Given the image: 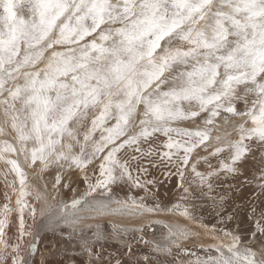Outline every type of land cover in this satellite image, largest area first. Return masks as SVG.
Instances as JSON below:
<instances>
[{
	"label": "snow or ice",
	"instance_id": "1",
	"mask_svg": "<svg viewBox=\"0 0 264 264\" xmlns=\"http://www.w3.org/2000/svg\"><path fill=\"white\" fill-rule=\"evenodd\" d=\"M0 105L30 167L39 161L41 171L55 165L83 174V193L71 203L50 206L37 224L41 195L18 161L6 155L16 154V148L0 144V161L14 173L9 181L6 172L4 183L16 205L10 207L12 196L6 194L0 264L9 256L12 264H32L42 233L51 229L55 235L73 223L69 216L89 198L110 195L112 185L123 183L151 193L157 181L147 178L149 166L174 169L166 174L177 177L185 194L189 183L211 192L213 177L239 174L237 164L253 145L264 147V0H0ZM222 112L230 114L222 117L225 123L235 122L237 138L210 153L224 154L218 168L201 172L197 165L208 158L193 160V153L202 145L207 150ZM177 121L197 126H173ZM60 184L57 174L54 187ZM143 199L133 198L130 207L145 209ZM222 207H216V223H199L202 231L194 235L208 243L200 246L205 256L190 264H264V211L245 238L239 225L236 233L227 227L233 216L223 215ZM13 211L19 235L9 244L5 228ZM179 214L197 223L187 207ZM169 231L189 238L184 230ZM25 243L27 257L21 254ZM171 243L179 247L176 240ZM87 251L91 257V247ZM143 260L151 264L148 255Z\"/></svg>",
	"mask_w": 264,
	"mask_h": 264
},
{
	"label": "rangeland",
	"instance_id": "2",
	"mask_svg": "<svg viewBox=\"0 0 264 264\" xmlns=\"http://www.w3.org/2000/svg\"><path fill=\"white\" fill-rule=\"evenodd\" d=\"M57 50L60 49L58 48ZM40 66H43V61H41V63L36 67L40 68ZM236 103L238 108L243 107L242 101H237ZM203 115L205 114L202 113L201 116ZM225 116L230 117V114L222 112L221 117H217L215 124L217 125L219 123L220 125H226L225 129H223L224 132L219 131L220 134H226L227 132L225 131H228V133L235 132L233 139H229L230 135H228L229 138L227 137V135L224 136L226 137V140H228V144L237 138V133L235 131V127L233 128V126H235V122L231 121L230 118V122L225 123V120L222 118ZM8 119L9 118L5 116L3 105H0V130H2L0 131V133H4L2 137L8 138L9 141H11L10 143L14 147H17L18 154H22L21 156L24 160V155L20 150V143L17 139V135L12 129ZM196 120L197 124L201 128H203L204 125L200 118L198 117L196 118ZM173 126L194 129L197 125H194L191 121H177ZM223 138H221V140H223ZM163 140L164 138L161 137V141ZM206 143L208 147L209 145L213 146V144H209V141H207ZM224 145L226 144H222L221 146ZM197 150H195L194 152V154L197 153L198 155H196L195 158L205 156L208 158L207 163H205L204 160H201L197 165V169L201 172H208L218 168L220 166L221 160L225 158L224 154H221L218 157L211 156L210 153L212 151L208 153L206 152V154H204L203 151H205V147L203 145L198 147ZM261 157H264V147L253 145V151L249 153V155L246 156L244 160L237 164V167L239 168V174L234 175L221 172L219 174V179L213 177L211 181L213 185L211 192H209L206 185L203 187H197L195 183H189L186 186L189 187L190 194H185L183 192V189L177 187V177L175 175L168 176L166 174L167 172H174V169L166 165H160L158 167L149 166V173L147 178L157 181L154 186H150L152 188L151 193H146L142 188L133 187L130 183H123L119 186L112 185V193L110 195L97 194L96 196L89 198V202L84 206V209L87 210L89 208V212H91L90 216L92 215V220H88L84 225L83 223L81 224V222H79V227L83 228H81L80 231L78 230L77 233H73L74 230L71 229V226L76 227L75 225H66L60 228L62 230H59V233L55 234V236H57L60 240V234L63 235L64 233L69 237L71 236V234H74L66 241L68 244L72 243V245L70 246L65 242L69 248L66 247L64 251L62 249L63 246H60L62 245L60 243H58L57 247L55 244L53 246L52 244L49 245L48 241H46L47 235H50L49 229V231H45L42 234L43 237L44 235H46L44 239L45 242H47V245L41 240L39 242L40 245L43 243L41 246H47L49 248L48 252H46L47 255L45 257H42V254L39 252L38 246L37 252L32 255L33 260L31 259V262L32 264L39 263L43 259V262L45 264L48 260H53L55 258L56 261H53H55L57 264H90V262L91 264H116L117 260L120 261V264H148V262L143 260V257L145 255H148L150 257L151 264H190V261H194L197 256H200L201 258L205 256L203 249L200 247L201 244L204 245V242H201L200 244L199 239H196L195 241L190 240V243L188 245L187 243L189 238L186 240L180 239L179 241L182 242L180 243L179 241H177V244L179 245V247H177L176 245H173L171 243L172 240L176 239L173 238L170 242L167 243L171 251H167L166 255L164 254L162 256L158 254L159 251H156L154 249V246L151 247L152 243L155 246H160V239H165L164 237L169 238L170 231L166 228L172 229L169 228L167 224L169 223V221H173V219H169L168 214L171 215L172 213V216L174 215L176 217H180L182 220L188 222L189 224L185 226L186 230L191 231L193 229L191 227V224L196 225V230H198L200 228L199 223H216V207L219 204H223L221 213L223 215L233 216V219L228 223L227 227L234 233H236L237 225H239V233L244 235L246 238L248 234L254 231L255 219L260 216L261 211H264V188L261 187V185L264 184V179L261 178V174L264 173V162H262ZM24 164L25 166L29 167V164L26 163L25 160ZM209 164H211V168H209ZM90 167L92 166L90 165ZM57 174L61 175V184L60 186L54 187ZM96 174L98 175V168ZM89 175L91 176L92 174L89 173ZM187 175L188 171H186V176ZM27 178H30L29 180L31 182H27L32 186L33 190L35 189V187L33 186V181L35 179L36 187L39 191L47 188V191H49L47 193L48 197L51 199L53 197H56L55 203H57L58 201H64V203L70 201L71 194L73 198H78L85 189L82 173H80L76 169L69 170L67 168H58L55 165L49 167L44 171H41L40 169L36 173L35 178H31L28 175ZM143 178L144 177H142V179ZM95 179L96 176H92V180L94 181ZM73 180L74 183L72 184L71 181ZM189 180L191 181V177H189ZM65 184L69 186L64 187ZM73 188L76 189L75 192L71 190ZM100 191L103 192V190ZM141 197L144 198L143 204L145 205V209L130 207L131 200L133 198L139 202ZM221 197L224 198L223 201H221ZM1 199L4 200L0 194V200ZM28 200L30 203H36L34 200H32L31 197H29ZM214 200L216 202L215 204ZM117 201L121 203H117ZM124 201H128L127 206L123 204ZM177 204L181 206L180 210L169 211L173 208L174 205ZM157 205H159V208L156 207ZM184 207L188 208L189 213L197 221V223H192L187 218L182 217L179 214ZM147 208H152L155 210L149 212L146 210ZM253 208L256 210L255 213H253L252 211ZM121 210L123 211L120 212ZM84 212L85 211H81V209L78 212H75L74 214H76V218L72 221L78 222L80 216H85ZM119 213H125V219L132 218V215L141 217L140 219L142 221L140 219L136 221L134 220L135 224H126L123 222L115 223L109 220L106 216H101L102 214H110L111 216L118 217L120 216L118 215ZM74 214L72 213L71 215L75 216ZM166 214L167 216H164ZM15 216L19 221V216L16 211ZM88 218L90 217H87L86 219ZM175 221L180 222V220L178 219H176ZM136 222H139V224ZM12 224L13 223L11 222L9 226L5 228L4 239L9 244H14L17 242V237L13 236V232L18 231L19 225H17L18 223L16 225ZM154 225H156L157 228ZM133 226L137 228L135 229V227ZM160 235L162 236V238L160 237ZM153 239H155V241H153ZM148 240L152 241V243ZM85 241H87V244L84 243ZM143 241H148L149 243L146 245ZM196 241L197 243H195ZM154 242L157 244H154ZM257 244L258 239L256 242H254L253 246H257ZM88 247H91L93 252V255L91 257L89 256V253L87 251ZM129 249H131V251H129ZM185 250H187L188 252ZM192 253H195V255H191ZM97 255H99L100 259L96 258ZM151 257L155 258L152 260ZM4 263H12L11 256H9Z\"/></svg>",
	"mask_w": 264,
	"mask_h": 264
},
{
	"label": "bare ground",
	"instance_id": "3",
	"mask_svg": "<svg viewBox=\"0 0 264 264\" xmlns=\"http://www.w3.org/2000/svg\"><path fill=\"white\" fill-rule=\"evenodd\" d=\"M41 67V66H40ZM9 120V119H8ZM9 122H10V120H9ZM225 122V121H224ZM10 124H11V122H10ZM2 125H3V123H2ZM7 125H8V123H7ZM235 125V124H234ZM193 127V126H192ZM225 127H226V125L225 124H217L216 125V127L214 128V130L212 131V133H211V139L209 140V144H213V146H210L209 145V147H208V149L207 150H205V151H203L204 152V154H206V152L208 153V152H210V151H213L216 147H221V145L222 144H227V142H228V140H226V137H224L225 135H227V137L229 138V136L228 135H230V138L229 139H233L234 138V135H235V132H231V133H228V131H225V132H227L226 134H220L219 133V131H223L224 132V130L223 129H225ZM235 126H233V128H234ZM2 128H3V126H2ZM4 133H0V144H2L4 141H7V142H11V141H9V139L8 138H5V137H2V135H3ZM216 137H219V140H217L216 139ZM223 138V140H221V138ZM11 138V137H10ZM16 148V154H6V155H8L9 156V158H12V159H16L17 161H18V163H19V165H20V167H22V168H24L23 170H25V173H27V175L29 176V177H31V178H35L36 177V173L41 169V165H40V162L38 161L37 162V164L36 165H34V166H29V167H27V166H25V164H24V160H23V157L21 156L22 154H18V149H17V147H15ZM197 150V149H196ZM198 151V150H197ZM196 151V152H197ZM200 151V150H199ZM197 155V153L196 154H194L193 153V160H195L196 158H195V156ZM198 156V155H197ZM219 159V158H218ZM217 161H219V160H217ZM190 162H192V161H190ZM8 168H10V166H5V164L2 162V161H0V194H1V197L4 199V200H0V212H2V210H3V205L5 204V203H8V200L6 199V194L7 195H11L12 196V199H11V203H10V207H12L13 209H15L16 208V205H15V195H13L12 193H11V190L10 189H8V188H6L5 187V183H4V175H5V173L7 172V176H8V180L9 181H11L13 178H14V173H11V172H8ZM30 179V178H29ZM29 179H27V181H30ZM36 180V179H35ZM35 180L33 181V186L35 187V191L36 192H38L40 195H41V200H40V202L37 204V214H36V223L37 224H39L40 223V221L43 219V217H44V215L47 213V211L49 210V208H50V206H52V205H59V204H64V201L63 202H60V201H58L57 203H55V199H51V198H49L48 197V195H47V193L49 192V191H47L48 189L46 188H44L42 191H39L38 190V188L36 187V182H35ZM18 181V180H17ZM31 182V181H30ZM71 183L73 184L74 183V180L73 181H71ZM76 183V182H75ZM18 186V185H17ZM77 186V185H76ZM75 188H77V187H75ZM74 188V189H75ZM75 192V191H74ZM72 199H73V197H72V194H71V197H70V201H67V202H65V203H71V201H72ZM32 203H34V202H32ZM123 205V204H122ZM88 208V207H87ZM104 209V208H103ZM81 211H85L84 212V214H85V216L83 215V216H80V219H79V221L78 222H76V221H74L73 223H69L68 225H75L76 227H74V226H71V229L72 230H74V232L73 233H77L78 232V230L80 231L81 230V228H83V227H79V222H81V224L83 223V225L88 221V220H92V215L90 216V213L91 212H89V208L87 209V210H85L84 209V207L83 208H81ZM123 210H121L120 212H122ZM110 212H112V211H110ZM114 212H116V211H114ZM113 212V213H114ZM169 212V211H168ZM74 214V213H73ZM101 214V213H100ZM165 214V213H164ZM75 216H73V215H70L69 216V219L72 221V220H75V218H76V214H74ZM118 215H120V216H116V217H114V216H111L110 214H107V215H101V216H106L109 220H111V221H113V222H115V223H126V224H135V221L136 220H138V219H140L141 217H137V216H132L131 215V217L132 218H128V219H125V213H119ZM135 215V214H134ZM154 216V215H153ZM157 216V215H156ZM161 216H163V215H161ZM164 216H167V214L166 215H164ZM87 217H90V218H88V219H86ZM155 217V216H154ZM3 217H2V215H0V219H2ZM103 218V217H102ZM168 218L169 219H173V221H169V223L167 224V226L169 227V228H172V230L173 231H179V230H184V231H186V232H188L189 233V239H188V243H187V245L190 243V240L191 241H195L196 239H199L200 240V244H201V242H204V245H206L205 243H207L208 241L203 237V236H196V235H194V233H197V232H201L202 231V229L201 228H199L198 230H196V228H197V226L196 225H194V224H191V227L193 228L191 231H189V230H186V228H185V226L187 225V224H189L188 222H186V221H184V220H182L180 217H176V216H172V213H171V215L170 214H168ZM168 219V220H169ZM176 219H178V220H180V222H176L175 220ZM86 220V221H85ZM108 220V221H109ZM135 220V221H134ZM141 220V219H140ZM144 220V219H143ZM25 221H26V225H28V224H31L32 223V221H31V218H30V216H29V214H28V212H27V210H25ZM142 221V220H141ZM13 223L14 225H16L17 223V225H19V221H18V219H17V217L15 216V211H13L12 213H10L9 214V216H8V226H9V224L10 223ZM90 222V221H89ZM111 223V222H110ZM136 223H138L139 224V222H136ZM142 223V222H141ZM191 223V222H190ZM12 224V225H13ZM161 224V223H160ZM87 225V224H86ZM97 226H99V225H97ZM118 226V225H117ZM131 226V225H130ZM148 226V225H147ZM153 226V225H152ZM156 228H157V226L156 225H154ZM128 227V226H127ZM133 227H135V226H133ZM144 227V226H143ZM165 227V226H164ZM164 227H163V229H164ZM119 228V227H118ZM126 228V227H125ZM129 228V227H128ZM137 227H135V229H136ZM160 228V227H159ZM188 228V227H187ZM116 229V228H115ZM134 229V228H133ZM140 229V228H139ZM144 229V228H143ZM167 230H169L168 228H166ZM33 232H35V227H33ZM59 230H62V229H59ZM47 231H49V230H47ZM133 231V230H132ZM135 231V230H134ZM45 232V231H44ZM142 232V231H141ZM140 232V233H141ZM160 232V231H159ZM57 233H59V231L57 232ZM62 233H63V231H62ZM128 233V232H127ZM134 233H136V232H134ZM164 233V232H163ZM43 234V233H42ZM168 234V233H167ZM172 233L170 232V235H169V238H166V237H164L165 239H163L162 238V236L160 235V237L162 238V239H160L161 241H159V252H158V254H160L161 256L162 255H166V253H167V249H170L169 247H168V242H170L171 241V239H173V238H176L175 240L176 241H179L180 239H178L176 236H172L171 235ZM19 235V233H18V231H14L13 232V236L14 237H17ZM58 235V234H57ZM74 234H71V236L69 237V236H67L66 234H64L63 233V235H61L60 234V237H61V240L57 237V236H55L54 234H53V231L50 229V235L48 234L47 235V237H46V241H48V243H49V245H51L52 244V246L55 244L56 245V247H57V245H58V243H60V244H62V245H60V246H63L62 247V249H63V251L66 249V247H68V245H72V243L70 244H68L66 241H67V239H69V238H71L72 236H73ZM142 235V234H141ZM45 236L46 235H44V237H43V235H42V238H41V241L43 242V243H47V242H45ZM144 236V235H143ZM148 238V237H147ZM155 238H157V237H155ZM26 239V241H30L31 240V238L30 237H26L25 238ZM149 239V238H148ZM182 239V238H181ZM183 240V239H182ZM149 241V240H148ZM153 241H155V239H153ZM68 244H66V243ZM149 242H151L152 243V241H149ZM148 242V243H149ZM156 242H158V241H156ZM180 243L182 242V241H179ZM186 242V241H185ZM42 243V244H43ZM147 243V244H148ZM192 243V242H191ZM195 243H197V241L195 242ZM199 243V242H198ZM41 244V245H42ZM146 244V245H147ZM154 244H157V243H155L154 242ZM40 244L38 245L39 246V252L42 254V257H45L47 254H46V252H48V250H49V248L47 247V246H41ZM47 245V244H46ZM134 245V244H133ZM151 245V244H150ZM193 245V244H192ZM202 245V244H201ZM154 246V249H155V245H153V243H152V246L151 247H153ZM48 249H47V248ZM73 247V246H72ZM187 247V246H186ZM194 247V246H193ZM69 248V247H68ZM191 248V247H190ZM54 249V248H53ZM187 249V248H186ZM200 250V249H199ZM155 251V250H154ZM177 252V251H176ZM188 252V251H187ZM200 252V251H199ZM204 252V251H203ZM155 253V252H154ZM174 253V252H173ZM27 254H28V245H27V243H25L24 244V248H23V252H22V255H24L25 257H27ZM44 254V255H43ZM49 254V253H48ZM214 255H215V253H213ZM171 255V254H170ZM192 255V254H191ZM172 256V255H171ZM174 257V256H173ZM176 257V256H175ZM152 258V260L155 258H153V257H151ZM31 259H32V257H31ZM33 260V259H32ZM31 260V261H32ZM41 260V259H40ZM53 260H55L56 261V259L54 258ZM53 260H48L47 261V263H45V264H57L55 261H53ZM177 260V259H176ZM183 260V259H182ZM184 261V260H183ZM154 262V261H153ZM159 262V261H158ZM4 264H12V263H4ZM34 264H41V261L39 262V263H34ZM159 264V263H158Z\"/></svg>",
	"mask_w": 264,
	"mask_h": 264
}]
</instances>
